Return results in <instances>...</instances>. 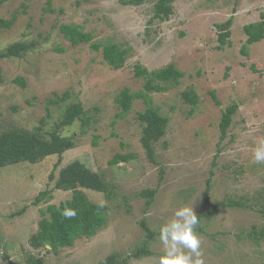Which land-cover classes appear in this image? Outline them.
I'll return each instance as SVG.
<instances>
[{
	"label": "rangeland",
	"instance_id": "374dc122",
	"mask_svg": "<svg viewBox=\"0 0 264 264\" xmlns=\"http://www.w3.org/2000/svg\"><path fill=\"white\" fill-rule=\"evenodd\" d=\"M123 1L128 0L0 4V19L9 22L16 17L11 27L0 28V53L16 43H36L20 58L0 60V133L16 128L47 136L63 120L66 107L79 102L91 119L84 132L80 121L60 129L62 135L75 137L73 150L45 159L31 172L25 164L0 170V264H22L28 257L44 264H98L112 254L125 264H158L164 254L160 228L178 208L193 206L200 216L207 207L242 198L250 200L248 207H222L214 218L198 219L195 230L202 258L204 264H264V241L250 236L264 231L259 211L264 202V164L254 161V151L264 141V40L249 47L248 56L241 52L247 39L243 28L260 21L264 0H175L168 20L154 17L157 0L140 6ZM230 18L229 44L219 49L217 26ZM62 26L78 27L92 40L74 46L63 37ZM111 44L128 51L121 69L114 70L103 60V47ZM169 65L184 77L168 93L152 95L170 117L165 137L154 144V164L140 143L137 114L144 111V103L135 101L123 115L115 100L125 89L134 93L142 88L143 80L135 76L137 66L154 71ZM190 88L201 100L192 117L181 97ZM65 93L70 98L58 101ZM51 100L54 103L49 104ZM233 104L238 111L220 141L222 114ZM117 154L133 158L109 165ZM75 159L113 184L108 224L58 255L48 252L49 246L32 249L29 240L38 230L42 211L71 198V192L56 191L49 176ZM145 190L154 191L150 199L141 196ZM45 191L48 203L34 206ZM87 193L93 202L108 203L103 194ZM143 222L157 234L151 242L153 255L134 259L131 250L146 237Z\"/></svg>",
	"mask_w": 264,
	"mask_h": 264
},
{
	"label": "trees",
	"instance_id": "16d2710c",
	"mask_svg": "<svg viewBox=\"0 0 264 264\" xmlns=\"http://www.w3.org/2000/svg\"><path fill=\"white\" fill-rule=\"evenodd\" d=\"M4 0H0L2 4ZM147 0H128L123 1L125 5L140 6ZM175 0H157L154 6V17L160 20H168L173 14V3ZM260 21L246 24L243 28L247 37L246 44L241 52L244 56H248V49L252 45L258 44L264 40V13L261 14ZM16 17L12 21L6 22L0 19V28H9L14 24ZM232 21L230 18L227 22L220 24L218 29L219 49L229 44L232 34ZM60 31L63 37L72 45L89 43L92 38L85 35L78 27L62 26ZM36 47V43H16L9 46L5 51L0 53V60L8 58H20L23 54ZM96 51L101 48L93 46ZM61 52V50H58ZM103 60L114 70L121 69L127 60L128 51L123 50L119 44H111L103 47ZM135 76L143 80L142 88L136 92L125 89L116 98V103L120 106L123 115L128 114L135 101L144 103V111L137 114V120L142 127V137L140 143L150 162L157 164L154 144L165 137L170 117L167 116L159 105H156L152 95L159 93H168L178 87L180 80L184 74L176 69L173 65L165 68L149 71L146 68L137 66L135 68ZM2 73L0 69V84L2 83ZM182 100L190 110L188 116H194L201 100L194 89L190 88L182 93ZM70 98L69 93H65L63 97L57 100L66 101ZM211 98L217 106H220L216 93L211 92ZM57 101V102H58ZM54 101H49V104ZM49 109V108H48ZM238 111V105L233 104L228 107L222 114L219 123L220 141H223L228 134L233 117ZM121 116V115H120ZM76 121L82 122L83 132L90 126L91 119L87 116L83 105L73 103L66 107L63 114V120L56 126L52 133L47 136L39 132H29L21 129L11 128L0 133V170L8 166H26L27 172L32 171L33 166H40L41 162L52 156H62L66 152L76 147L75 137L73 135H62L60 129L71 127ZM97 141L93 142V146H97ZM133 158L128 154H117L109 162V165H118L120 163L129 162ZM35 167V172L37 171ZM50 181L54 182V189L59 192H71V198L56 204H48L46 209L41 213V220L38 223L37 232L30 238L29 245L32 249L51 247L52 252L58 255L64 248L73 247L75 242L80 238L94 237L98 232L103 230L108 224L109 203L114 200L115 192L112 183L107 181L101 174L91 170L81 159H75L66 163L57 175L52 173ZM103 194L108 203H96L89 199L87 192ZM48 191L42 192L34 200L33 205L39 206L41 203H48ZM154 191L145 190L141 196L150 199ZM50 197H52L50 195ZM248 199L242 198V201L227 199L214 208L207 207L206 211L198 216V219L214 218L218 213V208H246L248 207ZM208 205V202H207ZM252 208L253 205H250ZM74 209L77 215L74 218H66L62 215L65 209ZM264 215V202L261 204V210ZM146 237L136 248L131 251V258L140 259L144 256L153 255L151 250V242L157 235L155 231L149 228L145 222L141 224ZM264 241V231H254L250 236L255 241H259L258 237ZM125 260H121L117 254L108 256L104 261L98 264H125ZM22 264H44L39 258H27Z\"/></svg>",
	"mask_w": 264,
	"mask_h": 264
},
{
	"label": "clouds",
	"instance_id": "9594fccd",
	"mask_svg": "<svg viewBox=\"0 0 264 264\" xmlns=\"http://www.w3.org/2000/svg\"><path fill=\"white\" fill-rule=\"evenodd\" d=\"M254 161L264 164V141L255 149ZM62 215L71 219L77 213L74 209L66 208ZM198 223L193 206H182L174 212V218L160 228L159 239L164 247V254L159 257L158 264H204L200 251L201 239L195 230ZM184 249L188 251L185 252Z\"/></svg>",
	"mask_w": 264,
	"mask_h": 264
}]
</instances>
